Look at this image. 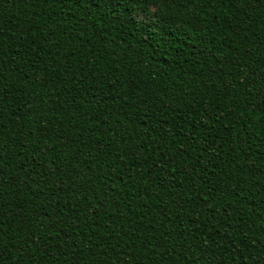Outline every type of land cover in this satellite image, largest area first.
Here are the masks:
<instances>
[{"label":"trees","instance_id":"1","mask_svg":"<svg viewBox=\"0 0 264 264\" xmlns=\"http://www.w3.org/2000/svg\"><path fill=\"white\" fill-rule=\"evenodd\" d=\"M0 264H264V0H0Z\"/></svg>","mask_w":264,"mask_h":264}]
</instances>
